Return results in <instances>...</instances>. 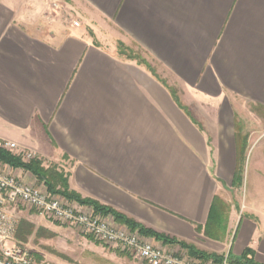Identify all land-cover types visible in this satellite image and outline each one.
Wrapping results in <instances>:
<instances>
[{
  "label": "crops",
  "instance_id": "1",
  "mask_svg": "<svg viewBox=\"0 0 264 264\" xmlns=\"http://www.w3.org/2000/svg\"><path fill=\"white\" fill-rule=\"evenodd\" d=\"M56 1L79 26L48 23ZM118 42L162 72L120 56ZM260 111L264 0H0V139L16 144L12 153L55 165L82 198L223 260L250 249L264 264V141L237 129L242 114L256 121ZM214 197L228 206L220 239L203 230Z\"/></svg>",
  "mask_w": 264,
  "mask_h": 264
},
{
  "label": "built area",
  "instance_id": "2",
  "mask_svg": "<svg viewBox=\"0 0 264 264\" xmlns=\"http://www.w3.org/2000/svg\"><path fill=\"white\" fill-rule=\"evenodd\" d=\"M78 26V23H74ZM16 144L0 139V149L12 152ZM27 160L32 155H25ZM23 183L2 170L0 165V207L19 205L33 208L41 215L59 223L72 226L80 234L96 241L127 251L133 258L145 264H215L211 261H191L183 251L164 249L150 238L116 222L110 215L94 212L89 206H81L61 196L50 195L45 187ZM13 227L5 215L0 216V264H36L29 251L20 244H13ZM220 264H227L223 260Z\"/></svg>",
  "mask_w": 264,
  "mask_h": 264
},
{
  "label": "rangeland",
  "instance_id": "3",
  "mask_svg": "<svg viewBox=\"0 0 264 264\" xmlns=\"http://www.w3.org/2000/svg\"><path fill=\"white\" fill-rule=\"evenodd\" d=\"M58 3L59 5H57ZM51 8L50 18L47 19L48 23L56 19L65 26H75V22L79 26L80 17L72 9L64 5L63 1L52 3ZM89 34L93 37V40H95V35H98L95 30L89 31ZM129 48L148 63L155 75H159L162 72L161 68L146 58L139 48ZM256 114L258 115L256 121H254V117L249 112H245L238 118L240 121L237 123L239 136L245 142L250 136L252 139L263 138L264 141V113L260 111ZM25 157L24 155V161H28ZM248 162L249 160L246 163V170ZM47 167L56 168L55 165H48ZM2 170L6 172L3 168ZM22 182L29 184L28 182ZM34 186L42 187L40 183ZM224 205L226 215L228 206L225 203ZM2 215L7 217L8 222L13 227L12 242L23 245L29 251L36 264H145L133 258L127 251L119 247L104 245L90 236L82 235L72 226L43 216L33 208L22 205L0 207V216ZM17 236L24 237L23 241L19 240ZM177 251L182 250L178 247Z\"/></svg>",
  "mask_w": 264,
  "mask_h": 264
},
{
  "label": "trees",
  "instance_id": "4",
  "mask_svg": "<svg viewBox=\"0 0 264 264\" xmlns=\"http://www.w3.org/2000/svg\"><path fill=\"white\" fill-rule=\"evenodd\" d=\"M117 52L126 60L135 61L138 65L144 66L152 75L155 76V73L150 68L148 63L123 43H117ZM170 94L172 95L176 104L183 109L178 101L175 91L170 89ZM243 155L244 150L240 149V151L238 152L237 166L233 177V185L238 186L241 184L244 162ZM0 165H6L13 169H22L30 173L38 181L43 182L46 191L50 195H59L66 200L76 202L81 206H89L97 214L110 215L116 222L126 225L131 230H137L141 235L147 238H150L156 242H161L162 244L179 246L181 249L186 251L188 256L196 258L200 262L204 263L211 260L214 263L220 264L224 259V256L208 254L199 251L191 245L141 227L140 225L120 213H117L107 207L101 206L91 199L82 198L74 191L69 190L67 184V176L63 172L58 171L55 167H44L42 161H40L39 159L33 158L28 161H24V159L20 155H16L10 151L0 149ZM224 207V203L218 197H214L209 210L207 223L203 229L205 236L213 239H220L223 236L225 231ZM198 230H200V227H198ZM23 238L24 237L21 236L18 237V239L21 241H23ZM226 262L227 264H259L253 260V252L250 249H246L239 257L227 256Z\"/></svg>",
  "mask_w": 264,
  "mask_h": 264
}]
</instances>
